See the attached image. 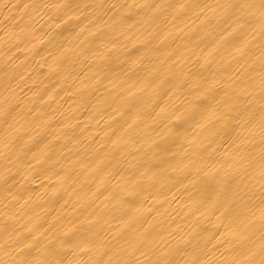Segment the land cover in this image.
Masks as SVG:
<instances>
[{
    "label": "bare ground",
    "instance_id": "bare-ground-1",
    "mask_svg": "<svg viewBox=\"0 0 264 264\" xmlns=\"http://www.w3.org/2000/svg\"><path fill=\"white\" fill-rule=\"evenodd\" d=\"M227 2L0 0V109L11 110L0 118V223L10 211L19 231L58 221L86 240L135 239L147 230L177 246L181 264L206 237L230 240L220 212L190 182L196 168L219 166L230 150L228 137L217 135L229 77L249 57L259 70L260 22L227 36V17L216 8ZM46 3L71 4L76 14L33 7ZM178 3L189 7H143ZM179 112L183 121L175 120ZM175 124L183 135L169 141L165 162L154 161V145ZM230 125L234 135L236 120ZM245 150L258 158V134ZM248 179L241 171L234 182ZM73 259L89 256L66 251L65 264Z\"/></svg>",
    "mask_w": 264,
    "mask_h": 264
},
{
    "label": "snow or ice",
    "instance_id": "snow-or-ice-1",
    "mask_svg": "<svg viewBox=\"0 0 264 264\" xmlns=\"http://www.w3.org/2000/svg\"><path fill=\"white\" fill-rule=\"evenodd\" d=\"M4 7L6 5H0V9ZM33 7L49 9L54 13L63 12L64 16H68V10L76 14L72 5L67 3H46ZM143 7H154L156 10L168 7L179 11L189 6L178 3ZM191 7L198 8L199 5ZM216 8L227 17V36H242L251 22L258 19L260 34L264 37V0H229L227 3L216 5ZM61 23H66V20L61 19ZM105 47L108 45L105 44ZM116 47L115 43L111 44L112 49ZM245 47L246 44L242 42L241 46L236 48L241 58L246 55ZM257 59L258 72L255 68L257 60L249 57L240 63L236 77H229L232 82L227 84V100L223 102L217 117V135L228 137L231 142L230 150L223 153V159L218 162L219 166L213 163L196 168L195 176L190 181L193 186H199L198 190L208 206L220 212L231 239L220 244L219 241L212 243L215 237H206L203 243L193 245L190 252L184 253L182 264H264V40L261 42L260 56ZM250 72L255 75H249ZM245 76L247 80H243ZM211 92L210 87L201 92L200 96L208 97ZM10 115L9 107L0 109V118L5 122ZM185 118L184 112L175 114L176 121H183ZM232 120H236L239 129L234 135L230 125ZM257 134L258 158L245 150L247 145L254 143ZM182 135V127L178 124L168 127L166 136L154 145L152 159L165 162L170 152L169 141ZM191 163L195 166L194 161ZM153 166L156 165H149ZM188 167L185 165L181 172H185ZM241 171L249 178L246 184L234 182ZM254 180H258L259 189L253 183ZM137 194L136 191L128 193ZM254 209H258L259 217ZM3 217L4 220L0 223V264H65L66 251L73 249L83 250L89 260L73 259L68 261V264H181L174 258L180 249L168 242L151 239L147 230L135 239H129L122 234L109 239L107 236L98 237V233L94 232L93 237L98 238L86 240L76 233L69 236L59 226L58 221L42 232L35 224L19 231L12 226L16 218L14 213L4 211ZM218 245L223 251H219Z\"/></svg>",
    "mask_w": 264,
    "mask_h": 264
}]
</instances>
